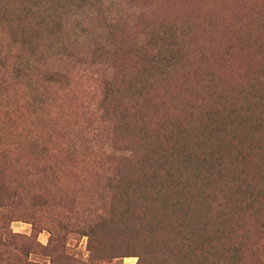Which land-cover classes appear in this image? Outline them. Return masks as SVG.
<instances>
[{
  "label": "trees",
  "instance_id": "1",
  "mask_svg": "<svg viewBox=\"0 0 264 264\" xmlns=\"http://www.w3.org/2000/svg\"><path fill=\"white\" fill-rule=\"evenodd\" d=\"M158 1L0 0V156L27 142V159L37 156L27 200L62 208L46 224L54 247L87 236L91 264H240L252 241L242 219L264 182L228 160L239 138L263 149L253 105L263 112L264 100L179 126L158 94L186 61L190 33L166 19L152 26ZM227 129L240 135L224 138ZM2 172L11 176L6 161Z\"/></svg>",
  "mask_w": 264,
  "mask_h": 264
},
{
  "label": "rangeland",
  "instance_id": "2",
  "mask_svg": "<svg viewBox=\"0 0 264 264\" xmlns=\"http://www.w3.org/2000/svg\"><path fill=\"white\" fill-rule=\"evenodd\" d=\"M162 5L166 11L161 10ZM151 16L157 18L151 19L152 26L161 28L160 22L166 19L168 26L183 24L180 26L190 33L185 37L186 42H182L186 61L165 77L163 92L158 94L164 97L167 113L179 126L198 124L206 112L222 107L224 111L231 103H242L249 95L253 100H264V0H159ZM206 84L213 87L214 95L204 89ZM261 108L254 104L253 113L260 115L257 123L264 125ZM236 134L227 129L223 137L237 139ZM13 142L8 145L11 151L0 156L11 173V176L0 173V264H91L87 236L70 234L61 248L54 247L46 224L51 221L49 217L60 215L63 209L38 206L35 201L27 200V188H33L27 182V162L36 163L37 156L27 159V142L20 137ZM251 143L239 138V143L230 148L233 157L228 161L259 184L264 182V173L257 156L260 153L264 158V147L260 151H247V144ZM238 153L243 157L236 156ZM241 162L245 168L240 167ZM65 175L72 180L70 172L66 171ZM49 179L53 181L51 176ZM261 195L257 199L253 192L251 213L242 219L252 241L249 254L242 256L240 264L264 263V192ZM239 209L242 208L237 209L238 222ZM97 244L106 247L108 243L100 239ZM136 262L137 256L129 255L97 263Z\"/></svg>",
  "mask_w": 264,
  "mask_h": 264
}]
</instances>
